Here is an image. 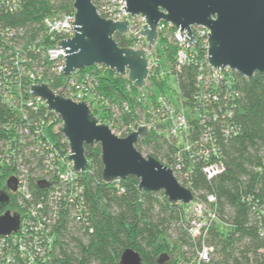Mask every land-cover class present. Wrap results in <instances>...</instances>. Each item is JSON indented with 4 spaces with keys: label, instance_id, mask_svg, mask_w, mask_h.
I'll use <instances>...</instances> for the list:
<instances>
[{
    "label": "trees",
    "instance_id": "obj_1",
    "mask_svg": "<svg viewBox=\"0 0 264 264\" xmlns=\"http://www.w3.org/2000/svg\"><path fill=\"white\" fill-rule=\"evenodd\" d=\"M20 2L21 6L13 11L5 5L0 6V49L5 47L7 52L11 47H21L23 56L32 59V69L43 68V81L55 92H62L72 80L88 75L97 83L100 96L92 106L93 114L101 122L108 123L115 133L121 132V137L129 135L127 127L145 109L144 102L137 98L140 88L127 76L117 75L104 65L90 66L65 76L53 70L54 63L45 53L46 46L57 43L48 36L45 18L73 13L74 0ZM99 3L100 0L95 1L96 6ZM9 28H15V34L2 38L1 32ZM114 39L121 47L130 45L125 35L116 33ZM162 42L157 47L160 66L150 73L146 87L149 101L155 102L159 95H170L173 88L170 79L176 76L183 101L192 104L199 90L200 63L210 69L206 63L207 48L198 40L194 46L197 59L177 69L175 42ZM11 74L17 76L15 72ZM232 76L230 86L238 95L230 102L236 103L230 122L239 129L237 134L224 136L220 121L207 119L199 124L192 120L198 131L210 128L218 134L220 155L226 167L223 172L208 179L203 172L204 161L198 159L192 163L184 153L178 156L180 146L152 130L136 145L142 153L172 167L177 179L193 191L196 201L207 203L209 195L215 196L216 201L210 206L216 210L217 220L205 236L194 237L189 232L190 205L171 202L164 192L140 190L136 177L104 180L101 147L96 144L86 146L89 166L79 174L84 200L82 219L76 220L73 216L78 209L76 204L58 202L59 219L50 259L39 264H120L128 248L141 254L143 264H157L162 254L167 255V264H196L197 252L203 244L212 251L209 262L200 264H264V74L255 73L248 78L233 71ZM31 83L26 76L21 78L27 99L31 97L28 92ZM47 113L52 115L43 107L36 115ZM13 115L8 105L0 100V139L8 136L3 124ZM60 127L61 119H58L49 129L58 144L67 148ZM31 158L36 169L42 170L41 157L32 154ZM178 163L182 165L181 170L175 168ZM30 170L36 172L35 167ZM185 173L187 178H183ZM8 175L0 179V190L9 194L10 203L0 212L10 209L22 213L23 209L15 203V194L7 187ZM29 186L35 202L49 203L51 190H44L34 178ZM15 264L27 263L17 256Z\"/></svg>",
    "mask_w": 264,
    "mask_h": 264
},
{
    "label": "built area",
    "instance_id": "obj_2",
    "mask_svg": "<svg viewBox=\"0 0 264 264\" xmlns=\"http://www.w3.org/2000/svg\"><path fill=\"white\" fill-rule=\"evenodd\" d=\"M126 3V0H100L96 7L99 14L107 19L129 23V31L125 34L130 40L128 47L144 50L149 58L147 82L150 73L160 66L161 59L157 47L164 43L163 40L174 41L177 46V69L197 59L198 52L194 50V46L198 40L208 48L209 30L206 27L192 26L196 37L192 45L186 37V31L182 32V37L180 29H176L165 21L159 23L158 37L154 45L149 46L141 32L146 24L145 18L141 15L132 16L124 10L123 7H127ZM1 5L13 11L21 6V2L20 0H0ZM74 15L75 11L60 16H48L44 20L48 36L53 42H57L45 48L46 55L54 63L52 68L57 73H63L66 55L63 48H60L59 42L74 36L75 30L71 27V24L75 22ZM15 31V28H9L2 31L1 36L2 38L12 36ZM4 48L0 49V100L8 105L14 115L10 121L3 124L8 136L0 139V179L8 173L7 181L10 177L16 178L17 190H9L15 194V203L23 211L19 213L21 215L20 229L0 238V264H15L17 256L27 264H39L50 259L49 253L53 248L56 234L55 226L59 219L60 204L58 202L62 200L67 205L76 204L78 209L74 211L73 216L76 220L82 219L84 200L79 174L83 171L74 170V163L65 157L67 153L70 154L66 138L64 137L63 141L67 143V148H64L53 138L49 129L52 123L61 119L60 115L50 111L42 98L35 97L31 93L30 86L44 82L43 68L32 69L31 65L34 63L31 58L23 56L21 47H11L7 49V52ZM206 63L210 69H206L205 64L200 63V72L197 76L199 90L194 95L192 104L183 101L176 76L170 79L173 82V84L170 82L173 86L171 94L159 95L155 102L149 101L146 82L137 96L140 102H144L145 109L135 122L129 124L127 132L130 134L140 126H146L148 132L152 130L158 136L171 139L180 146L178 156L184 153L192 163L198 159L204 161L203 172L208 179H212L226 168L220 155L218 134L210 128L206 131H198L192 125V120H197L199 124L207 119L220 121L222 126L220 131L224 136L237 134L239 129L230 122L236 103L230 104V102L238 94L230 86L234 70L229 67L216 69L210 66L207 53ZM11 72H15L17 76H12ZM24 76L32 82L28 90L31 97L28 99L25 98L22 90L21 78ZM63 93L74 101H87L91 109L100 100L97 83L88 75L66 84ZM43 107H46L48 112H52V115L47 113L44 116H37V111ZM126 109L128 110L127 106ZM186 110L189 112L188 116ZM32 154L41 157L42 170L36 169V163L31 158ZM34 167L36 172L32 173L30 168ZM175 168L181 170V163H178ZM32 178L38 180V183L44 181V190H51L49 203L44 204L42 200L34 201L29 186ZM183 178H187L186 173ZM215 201V196L211 194L208 196L207 203L196 201L195 198L188 204L191 213L189 232L194 237L200 234L205 236L217 220L216 210L210 206ZM3 213L4 211L0 212V216ZM211 251V247L203 244L197 252L196 264L209 262Z\"/></svg>",
    "mask_w": 264,
    "mask_h": 264
},
{
    "label": "water",
    "instance_id": "obj_3",
    "mask_svg": "<svg viewBox=\"0 0 264 264\" xmlns=\"http://www.w3.org/2000/svg\"><path fill=\"white\" fill-rule=\"evenodd\" d=\"M97 0H74L75 22L71 24L74 36L59 42L65 51L63 74L71 76L78 70L94 65H104L117 75L127 76L137 88L146 85L149 58L144 50L121 47L114 35L129 31L127 21H113L101 16ZM123 9L132 16L141 15L146 24L142 35L149 46L158 37L161 21L184 31L190 44L195 35L192 26L209 30L207 60L216 69H230L251 78L255 73L264 74V0H126ZM33 96L42 98L48 109L60 115V132L66 138L70 154L65 157L74 163V170L84 171L89 166L86 146L100 145L103 178L106 181L136 177L142 191L164 192L174 203L190 204L193 191L180 183L173 169L150 154L137 148L140 139L148 134L146 126L125 137L117 135L108 123L97 118L85 100L74 101L62 92L53 91L47 83L30 86ZM45 186L44 181L39 182ZM7 187L17 190V180L10 177ZM10 203L7 192L0 190V209ZM21 215L4 210L0 216V238L17 232ZM162 254L157 264H167ZM120 264H143L141 254L128 248Z\"/></svg>",
    "mask_w": 264,
    "mask_h": 264
},
{
    "label": "rangeland",
    "instance_id": "obj_4",
    "mask_svg": "<svg viewBox=\"0 0 264 264\" xmlns=\"http://www.w3.org/2000/svg\"><path fill=\"white\" fill-rule=\"evenodd\" d=\"M147 82V81H146ZM170 82L173 84V82L170 80ZM148 83V82H147ZM186 114L187 116L189 115V112L186 110ZM145 154V153H144ZM146 155V154H145ZM179 264H183V263H179Z\"/></svg>",
    "mask_w": 264,
    "mask_h": 264
}]
</instances>
